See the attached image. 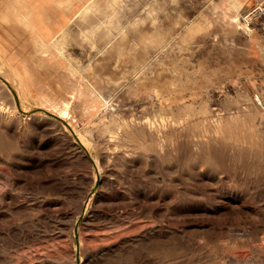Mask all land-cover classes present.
I'll list each match as a JSON object with an SVG mask.
<instances>
[{
    "label": "rangeland",
    "instance_id": "1",
    "mask_svg": "<svg viewBox=\"0 0 264 264\" xmlns=\"http://www.w3.org/2000/svg\"><path fill=\"white\" fill-rule=\"evenodd\" d=\"M246 12L0 0V264H264V66L229 33Z\"/></svg>",
    "mask_w": 264,
    "mask_h": 264
},
{
    "label": "crops",
    "instance_id": "2",
    "mask_svg": "<svg viewBox=\"0 0 264 264\" xmlns=\"http://www.w3.org/2000/svg\"><path fill=\"white\" fill-rule=\"evenodd\" d=\"M236 1L241 4L242 8L244 7L247 10L245 15L248 14L246 16L248 22H244L242 20V24L240 26L237 24L235 20L236 16L233 15L232 16L233 21L236 23L237 26L234 23L233 25L234 27L232 26V28H230V31H229L230 38L232 40H235L236 34L243 32L245 34V43H244V49H243L244 57L243 58L249 61L256 62L258 64L261 63V65L264 66V13L260 14L257 12L258 11L257 1L259 0H236ZM73 9H70V11H72ZM80 11H78L77 13H79ZM36 13H37V16L41 15L39 11H36ZM37 24L36 26L38 29V33L40 34V38H48L51 34L52 27L43 18H41V20H39V23Z\"/></svg>",
    "mask_w": 264,
    "mask_h": 264
},
{
    "label": "bare ground",
    "instance_id": "3",
    "mask_svg": "<svg viewBox=\"0 0 264 264\" xmlns=\"http://www.w3.org/2000/svg\"><path fill=\"white\" fill-rule=\"evenodd\" d=\"M248 15V14H247ZM236 22H237V24L238 25H240L241 26V24H242V22L240 21V19H239V17H236ZM1 50V49H0ZM0 56H1V54H0ZM8 62V61H7ZM13 63V62H12ZM14 65V64H13ZM89 87H92V85L91 86H89ZM86 88H82V89H80L81 90V93H87V91L88 90H85ZM107 98V97H106ZM81 99H83V98H81ZM110 99V98H109ZM41 103H42V101H41ZM45 103V102H44ZM70 105H71V102H70V100H64L63 102H62V105H61V108H60V112L62 113V114H64V115H66V114H69V112H70ZM56 107H58V106H56ZM52 108V107H51ZM67 116V115H66Z\"/></svg>",
    "mask_w": 264,
    "mask_h": 264
},
{
    "label": "built area",
    "instance_id": "4",
    "mask_svg": "<svg viewBox=\"0 0 264 264\" xmlns=\"http://www.w3.org/2000/svg\"><path fill=\"white\" fill-rule=\"evenodd\" d=\"M257 3H258V11L257 12L260 14L264 13V1L259 0V1H257Z\"/></svg>",
    "mask_w": 264,
    "mask_h": 264
}]
</instances>
